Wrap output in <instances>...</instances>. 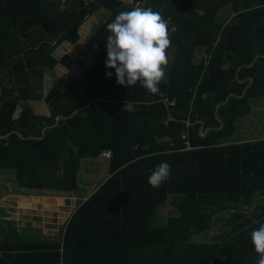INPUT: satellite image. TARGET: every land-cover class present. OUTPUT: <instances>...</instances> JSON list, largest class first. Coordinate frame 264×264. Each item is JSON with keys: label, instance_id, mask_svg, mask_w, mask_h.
Returning a JSON list of instances; mask_svg holds the SVG:
<instances>
[{"label": "trees", "instance_id": "trees-1", "mask_svg": "<svg viewBox=\"0 0 264 264\" xmlns=\"http://www.w3.org/2000/svg\"><path fill=\"white\" fill-rule=\"evenodd\" d=\"M147 1L170 22L156 94L106 75L114 73L105 67L107 25L134 6L0 0V136L9 134L0 137V170H14L21 188L80 194L82 161L112 152L110 176L80 202L60 239L36 240L2 219L0 264H257L251 233L264 224V138L226 139L264 96V0ZM101 9L108 13L91 38L98 51L84 78L61 76L39 92L48 69L74 64L55 55L58 47L76 44ZM199 47L205 55L196 61ZM161 162L171 175L154 188L148 177ZM166 204L174 212L160 223Z\"/></svg>", "mask_w": 264, "mask_h": 264}, {"label": "rangeland", "instance_id": "rangeland-1", "mask_svg": "<svg viewBox=\"0 0 264 264\" xmlns=\"http://www.w3.org/2000/svg\"><path fill=\"white\" fill-rule=\"evenodd\" d=\"M108 11L105 9L99 10L86 21L91 28L85 27L81 30V38L76 44H62L58 47L55 55L59 58L64 54H69L74 58V64L71 67L58 65L54 69L46 71L43 81L39 84L38 91L46 94L54 85L55 81L61 76H67L70 79L82 80L95 57L98 49L94 46L91 38L101 23L106 19ZM221 16L228 21L231 18V13L228 8H224L220 12ZM93 17V18H92ZM92 25H91V24ZM68 43V42H66ZM202 52L204 50L202 49ZM4 82H7L5 78ZM36 110L40 113L47 112V104L43 101H31ZM264 138V96L254 98L252 100V111L238 120L236 124V132L227 141H246L258 140ZM109 160L102 156L97 158H87L82 161L80 170L79 186L81 193H53V200L45 199L36 202L34 218L37 221L38 229L46 231V234L53 236L55 239H60L63 234V226L69 220L75 209L79 206L83 197L92 194L109 176ZM16 172L14 170H0V194L6 191H14L17 189ZM11 194V193H10ZM264 196H261L262 199ZM10 198V197H9ZM258 197L257 200L260 199ZM8 199V198H6ZM11 199V198H10ZM13 203L7 200V204ZM169 203V202H168ZM166 204L161 206L158 211V222L163 223L166 217L174 212V208ZM45 209L46 212H40ZM59 226V229L57 228ZM221 226L217 224L215 229L211 231V235L219 231Z\"/></svg>", "mask_w": 264, "mask_h": 264}, {"label": "clouds", "instance_id": "clouds-1", "mask_svg": "<svg viewBox=\"0 0 264 264\" xmlns=\"http://www.w3.org/2000/svg\"><path fill=\"white\" fill-rule=\"evenodd\" d=\"M63 7V4L61 5ZM110 35L106 41V69L119 85L135 86L138 82L151 94L159 92L168 64L166 49L170 46L168 24L158 12L135 7L117 14L107 25ZM171 175L167 162L158 164L148 177L152 187H159ZM257 264H264V224L251 233Z\"/></svg>", "mask_w": 264, "mask_h": 264}, {"label": "crops", "instance_id": "crops-1", "mask_svg": "<svg viewBox=\"0 0 264 264\" xmlns=\"http://www.w3.org/2000/svg\"><path fill=\"white\" fill-rule=\"evenodd\" d=\"M86 21H88V19ZM85 27L91 28L90 25L87 22H85V24L80 28V34H81V30H83ZM63 44H69V43H63ZM202 49L204 50V52H202ZM204 55H205V48L203 47L197 48L195 60L199 61ZM51 192L70 193V192H62V191L21 188L17 186V189H15L14 191H8V192L6 191V193L0 194V231H1L2 219L12 220L20 229V232H22V230L25 229L30 233H33L34 238L36 240H46V241L57 240L53 236L46 234L45 233L46 231H42L41 229H38V226L36 225L37 221L34 218L35 210L38 209L39 211V207L37 208L38 205H36V202L40 200L45 201V199L49 200L51 198H52L51 200H53L55 197L51 196L50 194ZM89 196H87L86 198L83 197V200L88 199ZM7 200L12 201L13 203L7 204ZM40 212L44 213L46 211L44 209L43 211L41 210ZM67 222L63 226V230ZM57 228L59 229V226Z\"/></svg>", "mask_w": 264, "mask_h": 264}, {"label": "built area", "instance_id": "built-area-1", "mask_svg": "<svg viewBox=\"0 0 264 264\" xmlns=\"http://www.w3.org/2000/svg\"><path fill=\"white\" fill-rule=\"evenodd\" d=\"M87 1V0H86ZM125 3H128L134 7H141V8H150L153 10V7L148 3L147 0H122ZM160 14V13H159ZM161 15V14H160ZM167 21L168 27L170 26L169 20L164 19ZM175 28L171 27L170 31H173ZM206 60H208V57L206 56ZM171 104H174V102H171ZM187 149H191V146L188 144ZM101 156L105 159H110L112 156V152L110 150L104 151Z\"/></svg>", "mask_w": 264, "mask_h": 264}, {"label": "water", "instance_id": "water-1", "mask_svg": "<svg viewBox=\"0 0 264 264\" xmlns=\"http://www.w3.org/2000/svg\"><path fill=\"white\" fill-rule=\"evenodd\" d=\"M256 60V59H255ZM253 82V79L251 78V83ZM251 85V84H250ZM249 85V86H250ZM245 92H246V90H245ZM232 96V94H230L228 97H227V100H226V102L229 100V98ZM92 102V100L91 101H89V103L88 104H90ZM225 103V102H224ZM221 104H223V103H221ZM221 104H219L218 105V108L220 107V105ZM80 109H78V110H76L74 113H73V115L74 114H76L78 111H79ZM60 117H58L57 119H59ZM218 119H220L219 118V116H218ZM201 124H202V128H201V131H203V129H204V123L201 121ZM223 122H221V127H223ZM47 128L48 127H45L44 129H43V133L47 130ZM208 132V129H205V131H204V133H203V135H205L206 133ZM9 135V134H8ZM8 135H6V136H8ZM6 136H0L1 138H4V137H6Z\"/></svg>", "mask_w": 264, "mask_h": 264}]
</instances>
